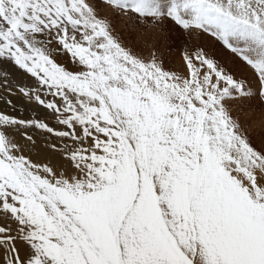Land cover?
<instances>
[{
  "label": "snow or ice",
  "instance_id": "1",
  "mask_svg": "<svg viewBox=\"0 0 264 264\" xmlns=\"http://www.w3.org/2000/svg\"><path fill=\"white\" fill-rule=\"evenodd\" d=\"M0 74V264H264V0H0Z\"/></svg>",
  "mask_w": 264,
  "mask_h": 264
},
{
  "label": "rangeland",
  "instance_id": "2",
  "mask_svg": "<svg viewBox=\"0 0 264 264\" xmlns=\"http://www.w3.org/2000/svg\"><path fill=\"white\" fill-rule=\"evenodd\" d=\"M194 42L196 43V41H193V43ZM162 43H163V41H162ZM228 57H229V54L226 51L217 54V58L218 59H221L223 61H226L228 59ZM172 58H173V61H174L175 64H179L178 52L173 51ZM245 78H246V82H247V86H248L249 90L252 91V92H256V90L258 88L257 82H253V80H251L252 78L251 77H248L246 75H245ZM0 79H2V74H0ZM27 113H31V112H27Z\"/></svg>",
  "mask_w": 264,
  "mask_h": 264
},
{
  "label": "bare ground",
  "instance_id": "3",
  "mask_svg": "<svg viewBox=\"0 0 264 264\" xmlns=\"http://www.w3.org/2000/svg\"><path fill=\"white\" fill-rule=\"evenodd\" d=\"M248 77H250V76H248ZM253 82H255V81H253ZM11 99H12L13 103H15L17 105L18 109H23L25 111V115H27L29 117L32 115V113H27V112H30V111H28V107L23 102L22 98L12 97ZM7 109H8V106H7V103H6V99H0V111H4V110H7ZM37 140H38L39 147L43 148V141L39 137H37Z\"/></svg>",
  "mask_w": 264,
  "mask_h": 264
}]
</instances>
